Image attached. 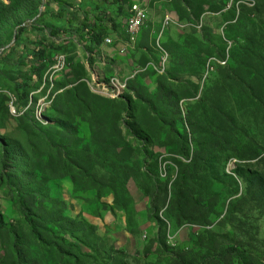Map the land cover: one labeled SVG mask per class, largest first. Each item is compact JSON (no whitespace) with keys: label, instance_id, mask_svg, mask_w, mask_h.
I'll return each mask as SVG.
<instances>
[{"label":"rangeland","instance_id":"rangeland-1","mask_svg":"<svg viewBox=\"0 0 264 264\" xmlns=\"http://www.w3.org/2000/svg\"><path fill=\"white\" fill-rule=\"evenodd\" d=\"M123 3L0 0V264H264V0Z\"/></svg>","mask_w":264,"mask_h":264},{"label":"trees","instance_id":"trees-1","mask_svg":"<svg viewBox=\"0 0 264 264\" xmlns=\"http://www.w3.org/2000/svg\"><path fill=\"white\" fill-rule=\"evenodd\" d=\"M111 3H113L115 5V7L117 9V12L118 11H121L122 7L124 8L123 0H111ZM90 6H92L94 10L97 9L98 11H100V8H99L100 6L97 7L98 5L97 6H94L93 4H91ZM108 13L109 14H107V16H105L104 13L100 14V17L98 19V22L103 21L104 19H107L106 21L113 22V20H112V19H114L113 12L110 11ZM113 28H114V30L113 29L112 30L114 32L116 28L114 26H113ZM86 29H87V27H86ZM86 34H87V36L85 38H88L89 39V43L91 42L90 47L92 46L91 48L94 49V48H98L103 43V39L106 36H108L109 34H112V32L108 34L106 32V29H104L102 27V25L97 24V26H96V24H94L93 27L86 32ZM16 38H18V36H16ZM25 53L27 54L26 60L27 61L31 60V63L32 64L29 67L32 68V70L34 71V73H35L34 79H35L36 77L40 76V73H39L40 72V67H41L40 64H42V62L44 60V51L41 48H39V49L36 50V53L32 55L31 54V51L27 49V51ZM27 61L24 62V63H26V65H29L27 63ZM35 64L36 65L38 64L39 67H35ZM29 79L30 80H33V78H29ZM27 84H26V87L28 86ZM121 112L122 111H119V114L118 115H120ZM124 125L127 128L130 129V126L128 124H126L125 122H124ZM169 131L172 134H174V135H176L178 137L179 134L177 133V131L174 129V127L172 125L170 126ZM138 134L140 136V133H138ZM134 135H136V134H134ZM6 155L7 154L4 151V156H6ZM21 208H22V214H23V216L24 217H28L30 215V213H31L30 212V209H28V207L23 202L21 203ZM155 220H156L157 233H158L157 234V237H159L161 235V231H163V223H162V221L159 218H155ZM1 223H2V220L0 218V224ZM28 226L31 229L32 233L35 235V237L39 238L40 235L37 233L36 226L34 225V223L32 221H28ZM208 237L213 240V236L210 233H208V232L204 233L202 236H199L198 237V245L201 248H207V250H210V249H213L214 248V244L216 243V241H214V240L212 241ZM13 247H14L15 253H16L17 264H28L27 261L25 260V257L23 255L22 251L20 250V248H19V246L17 244V237L16 236H15V242H14ZM219 253L217 255H219ZM242 264H247V263H242ZM251 264H253V263H251Z\"/></svg>","mask_w":264,"mask_h":264},{"label":"built area","instance_id":"built-area-1","mask_svg":"<svg viewBox=\"0 0 264 264\" xmlns=\"http://www.w3.org/2000/svg\"><path fill=\"white\" fill-rule=\"evenodd\" d=\"M147 9L142 7L139 4H133L130 7V17L125 18V33H126V44L123 46L119 52L121 54L124 53L125 50L129 49V41H134V35L135 33L144 27L145 23L147 22ZM163 20H168V16H165ZM107 36L103 39V43L106 45H110L113 41V37ZM102 43V44H103ZM57 60H63V59H57ZM166 60L165 58V52H161V56H159L158 60V67L161 69L163 62ZM116 79L120 83V87L126 88L127 85V79L126 78H120L116 76Z\"/></svg>","mask_w":264,"mask_h":264},{"label":"bare ground","instance_id":"bare-ground-1","mask_svg":"<svg viewBox=\"0 0 264 264\" xmlns=\"http://www.w3.org/2000/svg\"><path fill=\"white\" fill-rule=\"evenodd\" d=\"M139 33V30L135 33L134 35V41H129V49L130 47L133 48L134 45L137 42V39L135 38V36ZM107 85V89L106 92H109V96L111 98H116L117 96H119L123 91L126 90V88L124 87H120V83L119 81L116 79V76H112V78L109 80V82L106 84Z\"/></svg>","mask_w":264,"mask_h":264},{"label":"crops","instance_id":"crops-1","mask_svg":"<svg viewBox=\"0 0 264 264\" xmlns=\"http://www.w3.org/2000/svg\"><path fill=\"white\" fill-rule=\"evenodd\" d=\"M111 37H114L112 36L111 34H109ZM112 49V48H111ZM114 50V49H113ZM94 52H100V54H94L96 57H100V58H104L102 55L104 53H108L110 51L109 48H106L105 45L101 44L98 48H94L93 50ZM112 51V50H111ZM105 55V54H104ZM106 57H109L110 59H112L113 57H111V54H108V55H105ZM104 61V60H103ZM110 61V60H109Z\"/></svg>","mask_w":264,"mask_h":264}]
</instances>
